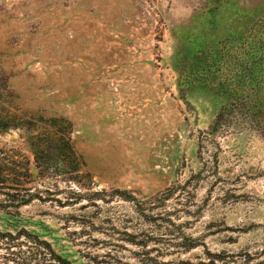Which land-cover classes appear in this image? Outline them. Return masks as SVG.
Listing matches in <instances>:
<instances>
[{
  "label": "rangeland",
  "instance_id": "obj_1",
  "mask_svg": "<svg viewBox=\"0 0 264 264\" xmlns=\"http://www.w3.org/2000/svg\"><path fill=\"white\" fill-rule=\"evenodd\" d=\"M246 94L264 112V0H0V114L67 120L83 163L42 177L29 129L0 135L27 202L0 188V264L25 234L72 264H264V117L211 132Z\"/></svg>",
  "mask_w": 264,
  "mask_h": 264
},
{
  "label": "trees",
  "instance_id": "obj_2",
  "mask_svg": "<svg viewBox=\"0 0 264 264\" xmlns=\"http://www.w3.org/2000/svg\"><path fill=\"white\" fill-rule=\"evenodd\" d=\"M244 92L250 93L252 90L246 89ZM260 117H264L261 101L252 100L246 94L245 98H241L219 111L213 127H211V132H216L220 128L236 127L238 123L257 127V118ZM24 127L30 130L27 144L38 174L42 177L64 174L71 180H75L83 163L73 148L71 123L56 117L45 119L41 123L31 119L21 121L13 114H0V135ZM6 185L9 193L2 194L7 199L6 201L27 204L26 201L17 200L25 183L15 174L14 169L7 168L5 159L0 156V188ZM23 237L27 241L25 244L17 245V251L9 253L10 259L7 261L13 264H72L57 254L46 241L27 234ZM5 238L0 236L2 241ZM194 248L189 247V249Z\"/></svg>",
  "mask_w": 264,
  "mask_h": 264
}]
</instances>
